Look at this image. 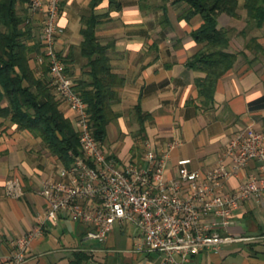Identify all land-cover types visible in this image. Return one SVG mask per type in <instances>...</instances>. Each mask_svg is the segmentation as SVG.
<instances>
[{"label":"crops","instance_id":"crops-1","mask_svg":"<svg viewBox=\"0 0 264 264\" xmlns=\"http://www.w3.org/2000/svg\"><path fill=\"white\" fill-rule=\"evenodd\" d=\"M18 1V14L33 30L29 44L35 52L30 64L37 69L35 44L42 40L45 15L32 12L28 0ZM94 1L62 0L59 25L63 33L56 49L65 57L74 52L70 74L74 81L82 78L86 64L79 52L82 19L99 18L97 39L110 46L112 72L124 79L116 89L119 102L113 111L117 118L109 124L106 140L100 142L109 157L145 166L150 151L164 159L165 177L172 180L179 175V160L189 159V170L205 174L223 157L235 133L251 126L264 134V107H255L264 103L258 102L264 98V27L247 22L245 0H238L241 19L222 14L218 28L233 29L232 51L244 50L251 39H257V45L239 56L235 67L219 81L215 103L209 107L202 106L196 86L202 74L186 65L201 48L191 36L201 25L200 17L180 20L185 5L173 0L165 5L159 0H100L93 6ZM137 105L146 118L144 124L138 120ZM61 109L77 130L76 114L64 103ZM60 166L41 138L18 128L10 117L0 116V264H14L18 239L33 231L37 215L45 214L41 185L56 177ZM257 167L251 162L241 177L228 181V189L237 190L243 177L254 175ZM9 180L19 182L21 197L8 195ZM86 232V226L57 216L31 242L23 264H69L81 252L88 257L86 264H162L159 253L135 251L132 225L116 226L103 243L86 239ZM230 234L238 241L218 252H201L195 258L197 264H264V197L251 199L235 211Z\"/></svg>","mask_w":264,"mask_h":264},{"label":"built area","instance_id":"built-area-1","mask_svg":"<svg viewBox=\"0 0 264 264\" xmlns=\"http://www.w3.org/2000/svg\"><path fill=\"white\" fill-rule=\"evenodd\" d=\"M32 12H42L43 52L48 60L51 86L76 114L81 155L61 165L56 177L42 183L39 194L46 204L32 232L18 239L14 264L28 259L31 242L43 235L57 216L87 228L85 238L105 242L116 226L136 229L138 253H159L162 264H197L203 251L218 252L238 239L230 234L235 211L251 199L264 197V134L248 126L229 140L223 157L207 173L191 171L189 159L178 161V177L166 179L165 161L148 151L146 165L122 164L109 157L94 135L87 104L75 91L65 56L56 49L63 33L59 25L62 0H29ZM39 63L43 58L38 59ZM251 162L254 175L243 177L237 190L228 181L242 176ZM7 193L21 197L19 182L11 180Z\"/></svg>","mask_w":264,"mask_h":264},{"label":"trees","instance_id":"trees-1","mask_svg":"<svg viewBox=\"0 0 264 264\" xmlns=\"http://www.w3.org/2000/svg\"><path fill=\"white\" fill-rule=\"evenodd\" d=\"M99 1L95 0L93 6ZM159 1L165 5L170 0ZM18 2L0 0V116L10 117L18 128L41 138L52 156L61 165L69 166L75 156L81 155L79 134L62 111L63 102L51 86L42 40L35 47L36 61L42 57L43 62L37 69L30 64L34 48L29 41L32 40L33 30L18 14ZM173 3L185 5L180 20L190 22L195 17L201 18V25L191 33L201 48L188 59L186 65L202 74L196 79V86L202 106L209 107L215 103L219 81L235 67L239 56L257 45V39H251L244 50L232 51L233 29L218 28V19L222 14L241 19L238 0H173ZM242 8L248 23L256 28L264 27V0H245ZM82 21L84 27L79 52L86 64L83 77L74 81L75 91L87 104L94 135L103 143L109 124L117 118L113 111L114 105L119 102L116 89L123 86L124 79L112 72L108 55L110 46H103L97 39L99 18L91 15L83 17ZM258 51L262 52L261 47ZM70 59H74L72 50L65 57L69 73ZM255 107H264V103ZM135 110L139 122L144 124L146 118L140 105ZM143 132L142 128L138 134ZM87 259L82 252L76 253L69 264H86Z\"/></svg>","mask_w":264,"mask_h":264},{"label":"rangeland","instance_id":"rangeland-1","mask_svg":"<svg viewBox=\"0 0 264 264\" xmlns=\"http://www.w3.org/2000/svg\"><path fill=\"white\" fill-rule=\"evenodd\" d=\"M110 131H111V133H110ZM110 138L112 139V129H111V127H109V137H108V140H107L109 144H110V142H111V141H110ZM9 181H11V180H9ZM9 181H8V182H9ZM7 184H8V183H7ZM239 260H240V259H236L235 261H236L237 263H239ZM235 261H234V262H235Z\"/></svg>","mask_w":264,"mask_h":264}]
</instances>
